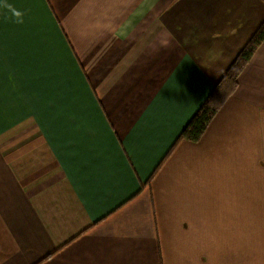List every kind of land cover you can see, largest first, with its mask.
Segmentation results:
<instances>
[{
	"label": "crops",
	"instance_id": "obj_1",
	"mask_svg": "<svg viewBox=\"0 0 264 264\" xmlns=\"http://www.w3.org/2000/svg\"><path fill=\"white\" fill-rule=\"evenodd\" d=\"M263 21L264 0H0V264H264V41L175 143Z\"/></svg>",
	"mask_w": 264,
	"mask_h": 264
},
{
	"label": "trees",
	"instance_id": "obj_2",
	"mask_svg": "<svg viewBox=\"0 0 264 264\" xmlns=\"http://www.w3.org/2000/svg\"><path fill=\"white\" fill-rule=\"evenodd\" d=\"M263 41L264 21L241 48L210 94L181 130L175 141L176 144L183 140L191 143L200 141L212 119L235 91L240 73Z\"/></svg>",
	"mask_w": 264,
	"mask_h": 264
},
{
	"label": "clouds",
	"instance_id": "obj_3",
	"mask_svg": "<svg viewBox=\"0 0 264 264\" xmlns=\"http://www.w3.org/2000/svg\"><path fill=\"white\" fill-rule=\"evenodd\" d=\"M20 15V13H17V16H19Z\"/></svg>",
	"mask_w": 264,
	"mask_h": 264
}]
</instances>
